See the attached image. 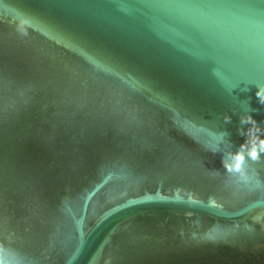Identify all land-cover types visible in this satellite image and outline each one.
Wrapping results in <instances>:
<instances>
[{
  "label": "water",
  "instance_id": "1",
  "mask_svg": "<svg viewBox=\"0 0 264 264\" xmlns=\"http://www.w3.org/2000/svg\"><path fill=\"white\" fill-rule=\"evenodd\" d=\"M264 0H0V244L19 264H264ZM231 117L225 123L223 115Z\"/></svg>",
  "mask_w": 264,
  "mask_h": 264
},
{
  "label": "clouds",
  "instance_id": "2",
  "mask_svg": "<svg viewBox=\"0 0 264 264\" xmlns=\"http://www.w3.org/2000/svg\"><path fill=\"white\" fill-rule=\"evenodd\" d=\"M255 97L260 105H264V83L254 85ZM225 123L231 122L229 115L222 117ZM241 127L237 129L239 135L244 137L243 143L235 151L228 150L221 158V165L226 173L238 175L246 179V161L258 162L264 155V127H261L250 113L239 116ZM0 264H19V257L9 248L0 244Z\"/></svg>",
  "mask_w": 264,
  "mask_h": 264
}]
</instances>
